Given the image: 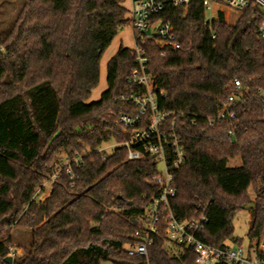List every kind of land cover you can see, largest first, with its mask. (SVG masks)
<instances>
[{
    "label": "trees",
    "instance_id": "trees-1",
    "mask_svg": "<svg viewBox=\"0 0 264 264\" xmlns=\"http://www.w3.org/2000/svg\"><path fill=\"white\" fill-rule=\"evenodd\" d=\"M126 0H24L10 31L0 29V264L13 244L11 229L31 233L30 246L10 264H193L192 251L171 242L163 229L148 257L131 256L125 244L156 188L147 183L151 159L130 161L126 151H100L121 141L117 116L131 107L118 100L135 90L127 78L136 69L134 51L120 47L107 66L108 88L87 102L98 85L100 60L128 25ZM180 48L161 55L145 40L149 72L159 107L177 115L186 163L176 173L173 209L192 217L205 208L208 223L198 237L213 246L233 242L234 220L254 203L248 239L264 236V16L256 8L234 23L224 14L209 23L202 0L166 5ZM250 89L237 103L236 118H213L235 92L234 79ZM62 168L48 197L36 191ZM241 164L229 166L231 159ZM253 191L254 198L249 194Z\"/></svg>",
    "mask_w": 264,
    "mask_h": 264
},
{
    "label": "built area",
    "instance_id": "built-area-1",
    "mask_svg": "<svg viewBox=\"0 0 264 264\" xmlns=\"http://www.w3.org/2000/svg\"><path fill=\"white\" fill-rule=\"evenodd\" d=\"M189 2L190 0H131V9L128 11V24L132 27L136 40V47L133 49L136 69L127 78V83L135 90L121 94L118 98L131 107L128 112L117 116L121 141L111 142L100 148V151L106 153L105 150L109 148L112 153L116 148H122L126 151L127 160L151 159L155 163V169L146 181L157 192L147 198L146 207L134 233L136 241L125 244L124 248L131 256L147 258L154 236L163 229L171 242L194 253L193 264H264V236L253 240L248 247L236 244L213 246L198 237V233L208 223L205 208L197 205L194 216L181 217L172 207V200L177 194L176 173L186 163L185 145L177 131V115L159 107L144 41L153 40L160 46L163 56L169 51L178 50L180 43L172 33L171 22L163 21L159 14L168 4L178 6ZM202 3L205 13L216 11L215 18L220 13L225 17L227 11L223 10L224 6L239 13L247 8H256L264 16V0H202ZM211 20L207 21L210 23ZM257 33L264 39V19ZM232 86L235 92L217 114L209 119L210 124L236 118L234 106L250 97V89L244 87L239 79H234ZM80 162L81 157L77 155L72 159H63L49 181L53 184L62 168H65L72 179L77 178L73 164L80 166ZM14 253L15 249L10 247L8 256L13 257Z\"/></svg>",
    "mask_w": 264,
    "mask_h": 264
},
{
    "label": "rangeland",
    "instance_id": "rangeland-1",
    "mask_svg": "<svg viewBox=\"0 0 264 264\" xmlns=\"http://www.w3.org/2000/svg\"><path fill=\"white\" fill-rule=\"evenodd\" d=\"M24 0H0V29L5 36L10 29L12 28L15 19L17 17V14L22 7ZM125 6L130 11L131 9V1L126 0ZM224 11H227L225 13V19L229 23H234L238 16L239 12L228 10L227 7H223ZM216 11H208L206 12V19L211 20L214 19L216 16ZM135 49L136 47V40H135V34L130 26L128 24L124 28H122L118 34L115 36L113 41L111 42L110 46L105 50L103 53L101 60H100V77L98 85L92 90L91 95L87 102H93L98 101L101 98L102 93L108 88V82H107V66L109 60L117 53L118 49L120 47ZM108 144H104L103 146H107ZM110 145V144H109ZM106 154L111 153V149L105 150ZM241 164V160L239 158L231 159L229 161V166H238ZM52 188V182L49 180H45L43 182V188L38 189L34 195V199L37 202L44 201L48 195L50 194ZM250 196L254 198L253 191L250 190L249 192ZM253 203V202H252ZM250 220H251V212L249 210H242L238 212V215L236 216L234 220V236L235 238H239L241 240V245L248 247L250 244V241L248 239V231L250 228ZM11 234L13 236V244L12 247L15 249V255L21 256L28 250L30 246V237L31 233L29 230L25 229L22 226H14L11 229ZM254 242V241H252ZM229 244L234 245L233 242H229ZM101 264H114L110 261H103Z\"/></svg>",
    "mask_w": 264,
    "mask_h": 264
},
{
    "label": "water",
    "instance_id": "water-1",
    "mask_svg": "<svg viewBox=\"0 0 264 264\" xmlns=\"http://www.w3.org/2000/svg\"><path fill=\"white\" fill-rule=\"evenodd\" d=\"M252 208H254V203H251V204L245 206V210H249V209H252ZM12 261H13V257L12 256H7L5 258V262L8 263V264L12 263Z\"/></svg>",
    "mask_w": 264,
    "mask_h": 264
},
{
    "label": "crops",
    "instance_id": "crops-1",
    "mask_svg": "<svg viewBox=\"0 0 264 264\" xmlns=\"http://www.w3.org/2000/svg\"><path fill=\"white\" fill-rule=\"evenodd\" d=\"M131 1V0H130ZM132 5V4H131Z\"/></svg>",
    "mask_w": 264,
    "mask_h": 264
}]
</instances>
